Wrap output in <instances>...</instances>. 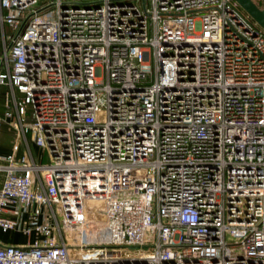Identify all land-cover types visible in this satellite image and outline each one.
Returning <instances> with one entry per match:
<instances>
[{"label":"built area","instance_id":"obj_1","mask_svg":"<svg viewBox=\"0 0 264 264\" xmlns=\"http://www.w3.org/2000/svg\"><path fill=\"white\" fill-rule=\"evenodd\" d=\"M0 28L5 114L51 159L0 162V229L37 233L0 264H264V27L237 0H0Z\"/></svg>","mask_w":264,"mask_h":264},{"label":"crops","instance_id":"obj_2","mask_svg":"<svg viewBox=\"0 0 264 264\" xmlns=\"http://www.w3.org/2000/svg\"><path fill=\"white\" fill-rule=\"evenodd\" d=\"M6 35L15 34L17 29L13 26L6 24L4 28ZM3 50V40H2V30L0 28V55ZM8 89L7 85L1 87L0 94V162L5 161V157L8 154L15 153L16 156H22L27 153L33 156L37 161L44 162V155L42 149L36 144L32 138L31 131L27 133H20L14 126L13 122L17 119V113L15 108L12 115H6V105H5V95ZM17 94L21 96V93L17 91ZM18 145V148L15 149V146ZM2 185V176L0 177V187ZM12 215L11 213H7ZM37 233H32L27 235L20 230H11L4 232L0 229V240L3 243H13V244H25L35 239Z\"/></svg>","mask_w":264,"mask_h":264},{"label":"water","instance_id":"obj_3","mask_svg":"<svg viewBox=\"0 0 264 264\" xmlns=\"http://www.w3.org/2000/svg\"><path fill=\"white\" fill-rule=\"evenodd\" d=\"M256 20L264 27V0L263 5L260 6L255 0H237ZM133 247H138L134 245Z\"/></svg>","mask_w":264,"mask_h":264},{"label":"rangeland","instance_id":"obj_4","mask_svg":"<svg viewBox=\"0 0 264 264\" xmlns=\"http://www.w3.org/2000/svg\"><path fill=\"white\" fill-rule=\"evenodd\" d=\"M260 6H262L263 4H262V0H255ZM241 5V4H240ZM241 8L244 10V12L246 13V14H248L249 15V17L252 19V21L253 22H256V23H258L257 22V20L243 7V6H241ZM50 15L51 16H54V8H51L50 9ZM259 24V23H258ZM260 25V24H259ZM261 26V25H260ZM262 27V26H261ZM30 107V106H29ZM28 112H29V114L31 113V111H30V109L28 110ZM51 159H50V156H49V154H48V151L46 150L45 151V155H44V162H49ZM81 233H79V232H77V238H79V237H81Z\"/></svg>","mask_w":264,"mask_h":264},{"label":"bare ground","instance_id":"obj_5","mask_svg":"<svg viewBox=\"0 0 264 264\" xmlns=\"http://www.w3.org/2000/svg\"><path fill=\"white\" fill-rule=\"evenodd\" d=\"M98 233H99V230H98Z\"/></svg>","mask_w":264,"mask_h":264},{"label":"trees","instance_id":"obj_6","mask_svg":"<svg viewBox=\"0 0 264 264\" xmlns=\"http://www.w3.org/2000/svg\"><path fill=\"white\" fill-rule=\"evenodd\" d=\"M262 4H263V2H262Z\"/></svg>","mask_w":264,"mask_h":264}]
</instances>
